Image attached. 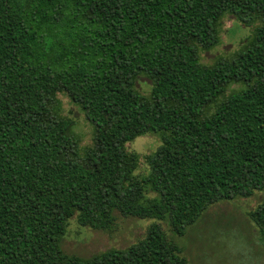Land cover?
Returning <instances> with one entry per match:
<instances>
[{
    "label": "trees",
    "instance_id": "obj_1",
    "mask_svg": "<svg viewBox=\"0 0 264 264\" xmlns=\"http://www.w3.org/2000/svg\"><path fill=\"white\" fill-rule=\"evenodd\" d=\"M228 16L250 33L204 63ZM148 134L153 152L128 148ZM257 192L264 0H0V264H189L177 238ZM248 215L264 236V200ZM119 216L153 221L125 248L63 250L71 219Z\"/></svg>",
    "mask_w": 264,
    "mask_h": 264
},
{
    "label": "rangeland",
    "instance_id": "obj_2",
    "mask_svg": "<svg viewBox=\"0 0 264 264\" xmlns=\"http://www.w3.org/2000/svg\"><path fill=\"white\" fill-rule=\"evenodd\" d=\"M249 33V29L239 25L234 17H226L223 21L222 44L204 52L203 62L212 63L218 56L236 50L241 38ZM149 83L146 78H141L139 86L148 90ZM61 99L65 113L80 123L78 129L86 132L89 138L90 128L82 112L66 96L61 95ZM160 143L157 135L148 134L137 137L128 144V148L146 155L153 152ZM146 171L147 165L143 159L139 172ZM263 200L264 193L257 192L252 197H240L211 206L201 220L189 229L187 235L177 238L184 247L189 264H264V236L248 215ZM152 221L119 216L116 228L109 232L83 227L73 218L61 246L65 252L83 257L113 247L125 248L142 238ZM163 225L168 229L167 224Z\"/></svg>",
    "mask_w": 264,
    "mask_h": 264
}]
</instances>
